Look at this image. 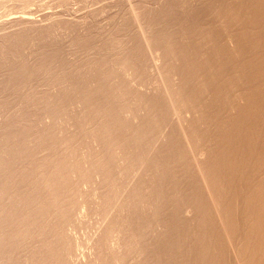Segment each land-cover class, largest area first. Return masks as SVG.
Wrapping results in <instances>:
<instances>
[{
  "label": "bare ground",
  "instance_id": "6f19581e",
  "mask_svg": "<svg viewBox=\"0 0 264 264\" xmlns=\"http://www.w3.org/2000/svg\"><path fill=\"white\" fill-rule=\"evenodd\" d=\"M177 1V30L174 2L132 10L121 79L96 60L64 77L47 100L74 106L64 132L1 130L0 264H74L66 225L85 211L101 219L87 264H264V0ZM4 21L5 43L46 29Z\"/></svg>",
  "mask_w": 264,
  "mask_h": 264
},
{
  "label": "rangeland",
  "instance_id": "374dc122",
  "mask_svg": "<svg viewBox=\"0 0 264 264\" xmlns=\"http://www.w3.org/2000/svg\"><path fill=\"white\" fill-rule=\"evenodd\" d=\"M196 1L198 0H191L193 4ZM169 2L175 3V8L171 10V18L174 23L170 30H177V22L181 23L182 19L186 18L184 11L187 8L180 2L177 4V0H0V136L6 130L4 128L9 127L10 123L12 124V121L21 118L28 120L27 123L29 126H33V130L36 126H42V121L48 118V122H44L48 123L47 126L52 132H59L57 130L61 127L64 132L63 130L68 127L65 122L72 114L70 112L74 109H71L73 105L69 100L67 103H61L63 106L66 105L65 111L53 114V110H58L52 109L51 111L49 105L51 102L47 104L49 102L47 100H50V97L55 96L57 92H67L66 86L63 87L64 77L70 75L69 72L72 74L73 72L78 73L77 71L84 76L83 72L89 73L91 70L86 69L87 66H90L89 62L93 64L96 60V62H100L98 64L102 63L99 66L102 68L109 63L110 66L106 67L114 69L112 76L121 79L122 74L113 66L115 63L120 64V61L117 63L118 56L123 53L126 43H130L137 32L132 10L149 12L155 10L159 3L166 6ZM15 17H28L34 20V24L43 25L46 29L24 30V32L12 36L14 39L11 42L5 43L2 38L11 31H18L19 26L13 27L4 20ZM65 19L67 21L74 19L77 22L71 23L70 20L69 23H65ZM164 25L166 23L163 21L159 28L161 29L163 26L165 29ZM51 58L55 60L53 61ZM19 68H25L30 74L23 78H17ZM58 74L62 77H59ZM59 78H62V82ZM77 80L78 86L83 87L84 82ZM54 84L55 88L52 87ZM68 107L71 111H67ZM48 109L55 117H52L53 115L47 111ZM56 113L61 117L60 115L58 117ZM64 113L66 114L65 118ZM47 114L52 116L46 117ZM57 117L60 119L56 120ZM51 123L52 125H50ZM1 130L4 131L1 132ZM7 146L9 144L1 138L0 150L6 149ZM85 212L88 214H84L82 223H73V220H76V215H74L72 216L73 220L70 218L68 226L66 225L67 235L72 236L78 246L72 260L75 261L74 264H87L91 259L93 256L91 245L96 237L97 228L101 224L98 215H90L93 213Z\"/></svg>",
  "mask_w": 264,
  "mask_h": 264
}]
</instances>
